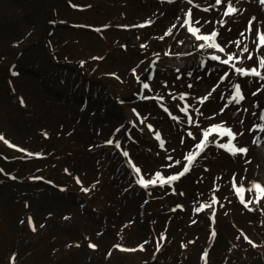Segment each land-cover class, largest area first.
I'll list each match as a JSON object with an SVG mask.
<instances>
[{
  "label": "rangeland",
  "instance_id": "374dc122",
  "mask_svg": "<svg viewBox=\"0 0 264 264\" xmlns=\"http://www.w3.org/2000/svg\"><path fill=\"white\" fill-rule=\"evenodd\" d=\"M196 2L206 7L214 0ZM189 7L187 0H0V264H250L236 255L246 247L264 264V200L250 211L233 188L235 179L245 200L255 201L247 189L264 184V132H249L264 123V81L212 61L214 54L226 57L200 49L202 42L180 26ZM236 7L242 12L224 28L215 10L193 7V21L200 20L202 33L218 28L222 45L243 39L254 51L264 5L240 0ZM228 51L239 52L234 45ZM234 83L246 98L224 108ZM92 85L98 88L87 92ZM185 104L198 127L180 111ZM222 122L244 133L237 140L246 156L209 144L171 185L136 183L133 165L146 180L174 175L202 130ZM176 160L181 164L168 167ZM54 190L77 200L58 203ZM213 197V209L196 212ZM77 204L99 218L81 217Z\"/></svg>",
  "mask_w": 264,
  "mask_h": 264
},
{
  "label": "snow or ice",
  "instance_id": "6c2138e0",
  "mask_svg": "<svg viewBox=\"0 0 264 264\" xmlns=\"http://www.w3.org/2000/svg\"><path fill=\"white\" fill-rule=\"evenodd\" d=\"M169 3L173 2V0H168ZM187 3L191 5V7L188 8L187 12L184 14V20L183 24H181V27H185L187 32L190 33L197 41H201L202 43L199 44L200 49H213L216 52L223 53L226 58H221L220 55H212L210 59L212 61H217L222 65L229 66L233 73L239 77H255L259 81H264V31H261L259 29H256L254 32L255 39L253 40V43L255 44V50L252 51L249 48V45L244 42L243 39H237L235 41H229L228 44H221L218 42V36L220 35L219 29L214 28L209 33H202V26L196 27L195 25H200V20L193 21V13L192 9L193 7L200 9L204 12H209L210 10H215L218 13H220V19L216 20L215 23L219 26V28H224L226 24L228 23L229 19H234L236 15L240 14L242 12V9H239L236 7V4L240 3V0H214V3H212L209 6L201 7L199 3L196 2V0H187ZM260 3L264 5V0H260ZM255 21V17H252L248 21V33H253V23ZM204 23H212V21H205ZM144 25H140V27H143ZM176 25L173 24L171 28H169L164 36H170L172 35V29L175 28ZM241 37H245V33L242 32ZM164 36H161L160 39H164ZM180 43H183L182 41ZM230 45H234L239 52H230L228 51V48ZM142 47H146L145 45H142ZM247 54V55H245ZM165 55H169V53H165ZM157 57L159 58V54H157ZM245 60L248 61H254L253 66L251 67H243L238 65H243ZM155 63V62H153ZM135 71V70H133ZM179 71V69H177ZM15 75V73H13ZM189 75H191L189 73ZM151 79V76L148 77ZM180 77H177L179 79ZM229 79V73H225L224 76L221 78V83H223L225 80ZM191 87V85H189ZM218 87V85H217ZM144 89H149L148 83H143ZM233 91L231 94V98L228 100V102L225 104L224 108H227L231 104L240 105L242 101L245 100V94L242 91V87L240 83H234L232 85ZM262 88H264V85H262ZM216 88H213L212 91H215ZM261 89H257V92H254L253 95H257L258 92H260ZM212 93L209 92L208 95H206L203 98L199 99V103L203 104L208 97ZM222 99L224 97H221ZM144 99H156L155 97H144ZM160 99H163L161 97ZM175 99V97H173ZM180 100H185V95L181 94L179 97ZM23 102V101H22ZM189 105L185 104L183 108H180V111L183 112L187 116V123L192 126H199L198 121H194L193 117L188 114ZM135 112V109L133 110ZM165 112H168L167 108H164ZM197 112H199V109H196ZM224 109H221V112H223ZM247 111V109H245ZM253 115L255 113L253 112ZM173 119H177V117L173 116ZM260 120L264 121V112L260 115ZM141 123H144L143 120H141ZM149 130H152V125L147 126ZM249 132H264V123L254 125L251 129H249ZM243 132H234L231 127L225 126V124L222 122L220 124H214L209 126L207 129H203L201 133V138L199 140V143L195 145V151L190 152L187 156L184 157V160L186 163L183 164L182 170L178 173L164 177L161 175L160 172H157L155 174V177L152 179L146 180L142 175H139L141 173V169L133 165L134 171L138 174L139 178L137 179L136 183L139 184L141 187L147 189L150 185L156 186L159 184V186L163 187L164 185H171L173 182L178 181L181 177L185 176L187 173L190 172L192 165L197 160V158L205 152V149L209 146V144H215L217 147L222 148L228 152H230L233 156L236 155H243L246 156L249 152V149L246 147L238 146V136H243ZM188 136L194 137L192 132H188ZM159 141V146L161 149L165 147V141L161 138V135L159 132L156 133L155 137ZM224 138H227L226 143H220V140H223ZM0 140H4L2 136H0ZM260 140V137H256L253 140V143H257ZM7 143V141H5ZM183 142V141H182ZM109 144L112 143V141H108ZM116 147H120V144L117 142ZM124 156H128V152H123ZM169 161H172V157H167ZM181 164V161L176 160L173 163H170L168 167H173L175 165ZM77 183H80L79 179H77ZM233 188L236 191L237 195L240 198V202L246 207L249 208V205L252 203L259 204L261 200H264V184H261L259 182H253L251 187L247 189L248 192H255L256 193V199L255 201L252 200H245L244 193L245 188L243 184H239L234 179L233 182ZM84 191H88V189H83ZM218 203V200L213 197L210 203L208 204H201L199 207L196 208V212L204 211L205 209H213V206ZM249 210H253L249 208ZM211 220L212 222L215 221V211L213 210L211 212ZM35 230V229H33ZM211 236L215 238L216 232L213 230L211 232ZM164 239V237H162ZM245 239L248 241L249 244H253V242L248 239V237L245 236ZM147 243V242H145ZM253 246H255L253 244ZM89 247H96L95 245H89ZM140 249L143 250V245L140 246ZM159 250V245H158ZM207 254L205 253V256Z\"/></svg>",
  "mask_w": 264,
  "mask_h": 264
},
{
  "label": "trees",
  "instance_id": "16d2710c",
  "mask_svg": "<svg viewBox=\"0 0 264 264\" xmlns=\"http://www.w3.org/2000/svg\"><path fill=\"white\" fill-rule=\"evenodd\" d=\"M98 88L97 85H92L87 92H90L92 91L93 88ZM100 92L102 94H105L104 93V87L100 85ZM48 190V191H51V189L48 187L45 189V191ZM56 192V196H58L59 198L56 200L58 203H61V204H65V203H68L69 202V199H74V200H77L76 197L72 194V193H64V192H61V191H57V190H54V193ZM78 211L80 212V215L81 217H85V218H89L91 215H94V216H97L99 218L100 214L99 213H96V212H93V213H89L87 211L84 210V207L81 205V204H77L76 205ZM41 208V207H40ZM49 212L47 213H43L44 216L48 215ZM55 215V214H54ZM63 217L65 216H68V217H71V218H75V216H73L72 214H69L67 212L63 213L62 214ZM242 250H238V252L236 253V255L241 259V255H243V257H246L248 258V260L251 259L252 263L250 262V264H263V259L262 257L260 256V253L257 251V250H254L252 248H241ZM246 249V251L244 250ZM242 257V258H243Z\"/></svg>",
  "mask_w": 264,
  "mask_h": 264
}]
</instances>
